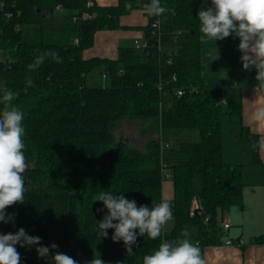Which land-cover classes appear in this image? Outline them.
<instances>
[{"label": "trees", "instance_id": "obj_1", "mask_svg": "<svg viewBox=\"0 0 264 264\" xmlns=\"http://www.w3.org/2000/svg\"><path fill=\"white\" fill-rule=\"evenodd\" d=\"M87 1L0 0V89L19 93L13 104L25 115L29 168L24 176L25 185L30 183L25 202L6 210L15 217L0 222V234L23 228L40 237L43 246L56 244L52 253L67 254L78 264L95 257L105 264H143L163 240L183 238L184 232L201 249L215 246L223 215L242 204L243 165L225 163L221 146V119L240 116L241 107L237 101L220 103L202 77L201 0H160L168 10L163 16L147 13L143 5L149 0H118L116 6L92 0L89 7ZM57 6L70 20L77 18L72 21L77 43L43 41L44 24ZM133 11L146 14L149 40L150 23L159 20L160 51L153 46L140 52L132 44L120 46L116 59L83 58L96 32L119 29V19ZM84 13L93 17L84 20ZM49 50L59 53L61 62L46 57L29 70ZM96 72L104 75L106 86L87 84ZM177 89L185 94L176 97ZM125 122L136 124L142 149L117 139L115 132ZM182 131H197L199 141L172 148L164 134ZM240 138L260 165L258 136L242 128ZM167 180L172 184V198L166 201L173 211L169 232L156 240L138 235L131 254L123 241L112 240L114 229L106 238L98 235L96 222L107 215L103 202L94 201L98 194L112 192L151 208L163 201ZM255 241L264 245V236ZM39 246L16 245L20 264H52L50 257L38 256Z\"/></svg>", "mask_w": 264, "mask_h": 264}, {"label": "clouds", "instance_id": "obj_2", "mask_svg": "<svg viewBox=\"0 0 264 264\" xmlns=\"http://www.w3.org/2000/svg\"><path fill=\"white\" fill-rule=\"evenodd\" d=\"M127 7L132 5L129 3ZM143 7L152 16H163L168 11L161 6L160 0H149ZM198 19L201 40L217 42L233 35L239 39L242 70H255L256 92L264 94V0H211V7L202 8ZM46 57L61 62L59 53L49 50L37 56L28 65L29 70L42 65ZM26 83L29 87L34 86L30 78ZM24 91L27 92V88ZM0 93V104L3 105L0 109V222L9 223L14 221L15 214L6 213V209L17 203L23 204L29 191L30 183L25 185L24 176L29 163L25 155V115L13 104L19 93L11 89H0ZM251 119L264 124V100L258 99ZM94 201H102L107 209L103 220L96 222L98 235L106 238L107 230L114 229L112 240L123 241L128 254L133 252L132 245L138 235L156 240L173 220L172 206L166 201L152 203L149 208L137 206L134 200L130 201L123 195L114 196L112 192H101ZM182 237L174 241L163 240L156 250L143 257V264H206L198 243H193L187 232L182 233ZM18 244L20 247L40 245L36 248L38 256L50 257L52 264H78L67 254L52 253L58 247L56 244L43 246L40 237L29 235L23 228L14 234H0V264H20ZM90 264L105 262L95 257Z\"/></svg>", "mask_w": 264, "mask_h": 264}, {"label": "crops", "instance_id": "obj_3", "mask_svg": "<svg viewBox=\"0 0 264 264\" xmlns=\"http://www.w3.org/2000/svg\"><path fill=\"white\" fill-rule=\"evenodd\" d=\"M93 1L99 6H116L118 3V0ZM201 5L205 9L211 7V0H201ZM57 11L61 12V9ZM64 17L73 24L67 15ZM147 24L148 18L143 11L122 16L119 29L101 30L94 34L93 45L83 52V58L116 59L120 46L132 45L133 40L144 37ZM200 42L201 73L209 93L224 105L228 101L240 103V116L221 119V146L225 163L243 165L244 184L242 204L227 212L231 223L227 237L233 245L226 246L225 237L220 235L215 246L201 251L206 264H264V245L255 241L257 237L264 236V124L251 119L254 105L258 99L264 100V94L256 92L255 70H242L238 38L233 35L217 42L200 38ZM224 123L227 124L225 128ZM242 128L259 138L260 165L254 163L250 146L241 141ZM170 185L165 191L163 186V201L172 198Z\"/></svg>", "mask_w": 264, "mask_h": 264}, {"label": "rangeland", "instance_id": "obj_4", "mask_svg": "<svg viewBox=\"0 0 264 264\" xmlns=\"http://www.w3.org/2000/svg\"><path fill=\"white\" fill-rule=\"evenodd\" d=\"M68 13L64 10L61 12H54L47 22L44 24V37L43 41L47 44H57V45H66L70 44L77 36L74 27L67 21V18L64 17ZM1 57V55H0ZM87 84L90 86H106L107 81L99 72L92 73L87 78ZM224 123V128L226 127ZM226 130V129H224ZM226 133V131H225ZM115 135L117 139L123 141H129L136 144L140 149L144 147V139L139 135L138 128L133 122L122 123L119 128L116 130ZM169 142L172 145V148H177L180 143H194L199 141V135L197 131H182V132H172L165 133ZM171 187L170 181L164 182V191ZM171 189V188H170ZM173 226L172 221H170L165 226V232H169Z\"/></svg>", "mask_w": 264, "mask_h": 264}, {"label": "built area", "instance_id": "obj_5", "mask_svg": "<svg viewBox=\"0 0 264 264\" xmlns=\"http://www.w3.org/2000/svg\"><path fill=\"white\" fill-rule=\"evenodd\" d=\"M93 5V1L92 0H88L87 1V6H92ZM57 10L58 9H61L60 6H57L56 8ZM93 15L90 14V13H84L82 15V19H90L92 18ZM77 20L76 17L72 18V21L75 22ZM159 20L158 19H155L153 20L151 23H150V32H149V39L143 37V38H139V39H135L133 40V46L134 48L137 50V51H140V52H148L151 50V48L153 46H156L158 51L161 50V38H160V31H159ZM74 43H77V39L75 40ZM170 54V52H168V55ZM170 63V61H169ZM104 77V75H103ZM174 80V78H173ZM158 90L162 93V87L161 86H158ZM165 94V92L163 93ZM174 94L176 95V97H182L184 94H185V90L184 89H177L176 92H174ZM166 178H169V175H166ZM221 227H222V230H221V235H223L225 237V241H224V244L226 246H232L233 243L232 241L227 237V232L229 230V228L231 227V223L229 221V214L226 212L223 216V219H222V222H221Z\"/></svg>", "mask_w": 264, "mask_h": 264}, {"label": "water", "instance_id": "obj_6", "mask_svg": "<svg viewBox=\"0 0 264 264\" xmlns=\"http://www.w3.org/2000/svg\"><path fill=\"white\" fill-rule=\"evenodd\" d=\"M27 183H28V181L25 180V184H27ZM17 205H18V203L15 204V205H13V206H11V207H9V208H7L6 210H7L8 212H12V211H14V210L17 208ZM200 213H201L200 209H196V210L194 211V214L200 215Z\"/></svg>", "mask_w": 264, "mask_h": 264}]
</instances>
